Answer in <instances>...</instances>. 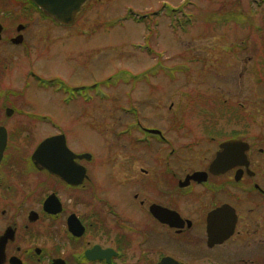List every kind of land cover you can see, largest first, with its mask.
Returning a JSON list of instances; mask_svg holds the SVG:
<instances>
[{
    "label": "flooded vegetation",
    "instance_id": "obj_1",
    "mask_svg": "<svg viewBox=\"0 0 264 264\" xmlns=\"http://www.w3.org/2000/svg\"><path fill=\"white\" fill-rule=\"evenodd\" d=\"M49 20L60 26L33 0H1L0 42L21 47L25 41L21 53L33 67L45 52H33L25 38L34 24ZM8 61L0 54V141L6 137L4 148L0 144V264H264V183L255 163L248 155V167L210 172L220 145L241 139L239 132L212 136L217 150L206 165L190 169L178 165L177 140L170 135L178 115L168 130L145 126L138 114L119 108L131 121L114 129L106 152L113 160L121 150L135 151L140 164L103 161L99 154L73 149L66 132L39 139L40 127L52 120L23 107L30 103L28 91L48 93L51 86L72 91L86 85L71 86L30 69L15 86L4 80L14 63ZM155 68L143 77L157 76L161 69ZM8 84L14 89L8 90ZM72 99L64 96L66 102ZM58 135H65L74 154L88 155L75 157L63 176L49 170L48 156L34 159L40 145ZM120 140L127 143L122 149ZM156 143L169 149L162 148V154ZM144 145L152 146L149 161L142 157ZM104 169L109 176L103 178L99 171ZM198 173L207 175L196 177ZM258 213L261 220L248 219Z\"/></svg>",
    "mask_w": 264,
    "mask_h": 264
},
{
    "label": "rangeland",
    "instance_id": "obj_2",
    "mask_svg": "<svg viewBox=\"0 0 264 264\" xmlns=\"http://www.w3.org/2000/svg\"><path fill=\"white\" fill-rule=\"evenodd\" d=\"M25 40L33 52L45 54L29 67L21 53L25 41L21 47L0 42L2 57L14 62L5 81L17 86L31 69L71 86L100 87L89 102L64 101L68 87L60 92L51 87L42 94L28 91L30 103L24 102V109L52 120L40 127L39 139L66 132L77 152L96 153L108 161L114 129L131 121L119 108L138 114L145 126L168 130L178 115L170 135L177 140L179 166L206 165L218 148L212 136L221 139L239 132L251 146L249 159L264 183V0H92L73 26L60 27L50 20L34 24ZM156 65V71L161 68L157 76L142 78L140 74ZM127 73L137 76L135 81ZM112 77L117 85L107 84ZM11 86L8 90L14 89ZM101 93H109L112 100L100 98L106 96ZM118 143L121 149L127 144ZM144 146L141 155L149 161L152 146ZM155 147L162 154V148L169 149L159 143ZM136 156L135 151L121 150L113 160L138 166ZM114 171L121 173L120 168ZM99 176L109 174L104 169ZM257 215L248 219L261 220Z\"/></svg>",
    "mask_w": 264,
    "mask_h": 264
},
{
    "label": "water",
    "instance_id": "obj_3",
    "mask_svg": "<svg viewBox=\"0 0 264 264\" xmlns=\"http://www.w3.org/2000/svg\"><path fill=\"white\" fill-rule=\"evenodd\" d=\"M91 0H34V2L44 10L49 16L53 17L58 23L65 26L72 25L77 16L82 12L84 6ZM16 40L15 42H20ZM3 138L6 139V137ZM0 141L2 148L6 144V140ZM221 151L217 153L216 158L210 165V172L214 174H221L231 167L237 165H246L248 167L249 160L247 151L250 146L247 142L241 139H232L220 145ZM60 154V155H59ZM43 156L47 161L49 170L58 175H64L65 171L69 169L70 162L76 157L84 158L88 155H76L67 146L65 135L53 136L46 139L38 148L34 159L37 162L43 160ZM207 175L206 173H198L195 176ZM232 231V230H231ZM231 232L227 234L229 237Z\"/></svg>",
    "mask_w": 264,
    "mask_h": 264
}]
</instances>
